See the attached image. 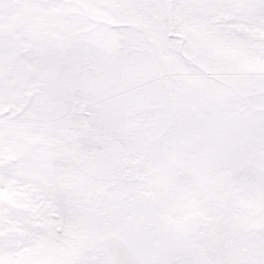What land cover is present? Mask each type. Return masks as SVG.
I'll list each match as a JSON object with an SVG mask.
<instances>
[{
	"label": "snow or ice",
	"instance_id": "obj_1",
	"mask_svg": "<svg viewBox=\"0 0 264 264\" xmlns=\"http://www.w3.org/2000/svg\"><path fill=\"white\" fill-rule=\"evenodd\" d=\"M0 264H264V0H0Z\"/></svg>",
	"mask_w": 264,
	"mask_h": 264
}]
</instances>
